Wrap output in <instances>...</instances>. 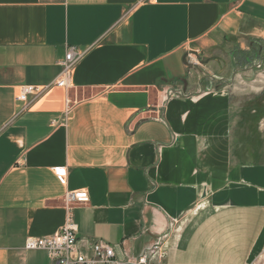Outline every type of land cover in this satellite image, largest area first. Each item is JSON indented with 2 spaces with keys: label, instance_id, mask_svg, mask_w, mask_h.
Masks as SVG:
<instances>
[{
  "label": "crops",
  "instance_id": "1",
  "mask_svg": "<svg viewBox=\"0 0 264 264\" xmlns=\"http://www.w3.org/2000/svg\"><path fill=\"white\" fill-rule=\"evenodd\" d=\"M70 47L84 55L66 89ZM253 53L264 0H0V264H51L26 241L69 216L123 264L162 237L149 264H253L264 153L233 101ZM28 86L47 90L25 108Z\"/></svg>",
  "mask_w": 264,
  "mask_h": 264
},
{
  "label": "built area",
  "instance_id": "2",
  "mask_svg": "<svg viewBox=\"0 0 264 264\" xmlns=\"http://www.w3.org/2000/svg\"><path fill=\"white\" fill-rule=\"evenodd\" d=\"M83 55L84 53H80L74 47L68 49L65 60L61 63L62 73L56 80L55 86L71 88L72 71ZM46 90L47 88L34 86L24 87L17 95L16 100L28 108L43 96ZM56 174L60 179H66V169H57ZM88 202L89 197L83 191L68 193L63 199L67 209L75 204ZM164 239L165 237L159 239L154 247L142 254L137 264H149L155 257L162 258ZM25 248L28 251H46L51 264H123L130 261L127 255H125L124 261H120L117 258L116 247L110 243L101 240L78 239L77 225L71 216H69L66 225L55 235L47 238H30L26 241Z\"/></svg>",
  "mask_w": 264,
  "mask_h": 264
},
{
  "label": "rangeland",
  "instance_id": "3",
  "mask_svg": "<svg viewBox=\"0 0 264 264\" xmlns=\"http://www.w3.org/2000/svg\"><path fill=\"white\" fill-rule=\"evenodd\" d=\"M247 58L243 61L244 65L242 67L255 65L254 76L241 78L242 83H239L236 87L237 92L240 91V94H235L233 101L237 113L241 116L245 112L250 113L252 111L255 113L254 140L256 146H261L264 153V92L258 90L259 88L264 89V60L260 59L259 56L257 57V53L249 54ZM226 75L230 77L229 73H226ZM249 86L257 90H252ZM253 264H264V251L256 256Z\"/></svg>",
  "mask_w": 264,
  "mask_h": 264
}]
</instances>
